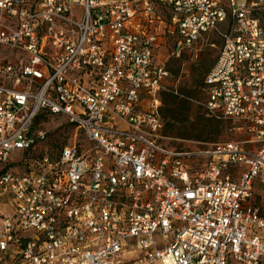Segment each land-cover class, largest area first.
<instances>
[{
	"label": "built area",
	"instance_id": "1",
	"mask_svg": "<svg viewBox=\"0 0 264 264\" xmlns=\"http://www.w3.org/2000/svg\"><path fill=\"white\" fill-rule=\"evenodd\" d=\"M215 32L203 105L238 138L170 145L169 61ZM43 110L83 141L8 168L44 139ZM257 182L264 0H0V261L264 264Z\"/></svg>",
	"mask_w": 264,
	"mask_h": 264
},
{
	"label": "rangeland",
	"instance_id": "2",
	"mask_svg": "<svg viewBox=\"0 0 264 264\" xmlns=\"http://www.w3.org/2000/svg\"><path fill=\"white\" fill-rule=\"evenodd\" d=\"M222 45V38L218 33H210L202 39L201 48L195 51H188L181 58H171L169 67L173 71L168 79L170 85H173L178 91L185 93L192 89L195 97L192 99V110L190 113V121L198 122L202 119H210L207 115L204 102L206 94L203 89L204 79L216 62L218 53ZM170 124L165 123V142L177 147H185L190 145L209 146L218 142L227 141L238 138L233 130L232 122L223 121L220 127L215 125L208 126L210 132L204 134L202 138L188 135L184 124L176 122L172 119L167 120ZM187 123V122H186ZM36 129L43 131L45 134L35 147L25 154L19 153L15 159L16 162L12 167L13 170L21 172L26 171L37 159L44 155L55 156L59 151L68 144L83 141V137L79 131L69 122L65 115L47 114L41 117L36 123ZM214 138V139H213ZM193 142V143H192ZM257 201L264 207V182H257ZM2 210L7 212V208L2 206ZM0 264H5L0 261Z\"/></svg>",
	"mask_w": 264,
	"mask_h": 264
},
{
	"label": "trees",
	"instance_id": "3",
	"mask_svg": "<svg viewBox=\"0 0 264 264\" xmlns=\"http://www.w3.org/2000/svg\"><path fill=\"white\" fill-rule=\"evenodd\" d=\"M171 73L173 75L172 70H171ZM194 97H195V94L193 93L192 89L188 90L187 93H185L183 91H178L174 87H171L169 90H164L161 93V98H162L161 113L165 119L166 124H170V122L167 120L172 119L176 122L184 124V126L188 132V135L196 136L198 138H202L204 134H207L210 132V129H208V126L215 125L217 127H220V125L223 123V120L210 117V119L207 118V119L198 120V122H196V123L191 122L190 121V118H191L190 113L192 110V99ZM47 114L62 115V114H53V113L46 111V110L41 111L35 119V122H34V128L35 129H36L35 123L41 117H43ZM61 150L59 151V153L61 152ZM26 152H29V151H25V152H23V154H25ZM59 153H57V155ZM52 157H54V156H52ZM21 161H22V159H20L19 161H17L15 159V161L11 162L8 165V168H12L16 162H21Z\"/></svg>",
	"mask_w": 264,
	"mask_h": 264
},
{
	"label": "crops",
	"instance_id": "4",
	"mask_svg": "<svg viewBox=\"0 0 264 264\" xmlns=\"http://www.w3.org/2000/svg\"><path fill=\"white\" fill-rule=\"evenodd\" d=\"M201 45H202V44H201ZM200 48H201V46H200ZM165 52H166V51H164V53H165ZM166 54H167V53H166ZM186 54H187V53H186ZM177 59H179V58H177ZM214 64H215V63H214ZM212 67H213V66H212ZM210 70H211V69H210ZM208 73H209V72H208ZM208 73H207V74H208ZM169 84H170V83H169ZM171 86L174 87L173 85H171ZM203 89H204V87H203ZM204 91H205V89H204ZM205 94H206V99H207V93H206V91H205ZM206 99H205V100H206ZM164 120H165V119H164Z\"/></svg>",
	"mask_w": 264,
	"mask_h": 264
}]
</instances>
